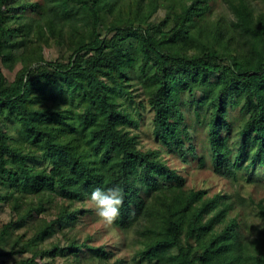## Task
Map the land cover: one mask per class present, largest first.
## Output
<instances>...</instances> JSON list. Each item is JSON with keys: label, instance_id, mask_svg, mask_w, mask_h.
I'll return each instance as SVG.
<instances>
[{"label": "trees", "instance_id": "obj_1", "mask_svg": "<svg viewBox=\"0 0 264 264\" xmlns=\"http://www.w3.org/2000/svg\"><path fill=\"white\" fill-rule=\"evenodd\" d=\"M211 1L0 0V208L11 213L0 227V264L55 256L122 264L115 245L78 241V221L95 214L123 233L135 264H264L263 204L248 235L236 211L244 200L188 187L132 131L140 94L154 138L183 163L197 158V125L215 174L232 182L241 168L264 174V9L223 0L232 17L210 22ZM51 47L53 60L43 55ZM194 92L189 122L183 98ZM229 108L243 113L232 145ZM55 200L54 219L28 223ZM56 230L67 243L46 248ZM82 250L91 256L79 258Z\"/></svg>", "mask_w": 264, "mask_h": 264}, {"label": "rangeland", "instance_id": "obj_2", "mask_svg": "<svg viewBox=\"0 0 264 264\" xmlns=\"http://www.w3.org/2000/svg\"><path fill=\"white\" fill-rule=\"evenodd\" d=\"M251 3L255 10L264 9V2L262 0H251ZM210 5L211 10L208 14V20L210 22H214L218 18L229 19L232 17L231 12L227 8V5H225L223 0H212L210 2ZM163 15L164 11L161 9L157 12L152 21L154 22L161 19ZM105 29L106 20L102 19V23L100 26L101 34L105 33ZM43 55L46 59L53 60L57 57L58 52L55 47L45 48L43 51ZM12 76L13 75L8 76L9 80H11ZM136 93L137 91L134 92L135 95ZM198 98V92H194L192 94L186 93L184 95L183 99L186 101V104L182 108L185 111V116L189 117V122L194 118L191 103ZM136 101H139L141 104L138 106L139 115H135L138 121V126L136 128H132V131L138 136L139 147L142 150H159L162 154V158L166 161V163L186 177V185L188 187L205 189L208 195L228 193L232 196H239L242 200H244V204H240V208L236 209V211L240 214L239 219L243 220L244 228L247 229L248 235L255 233L256 227L261 225V221L256 214L255 205L257 202H261L264 206V174L262 168L256 167L250 168L248 170L247 174H250V176L252 177L251 182L247 181L246 170L242 168L238 171L236 182H232L230 179H225L224 177L215 174L210 162L207 130L204 127L197 125L192 126L193 140L191 142L195 146L197 158L194 159L188 157L187 162L183 163L178 156L170 153L165 147L161 145V143L156 138H154L152 133L153 113L145 104L144 98L139 94ZM125 103L129 105L127 101H125ZM242 114L243 113H241L240 108L233 110L229 108V118L232 125L231 129L228 132L226 131V134L230 137V145H232V143L235 144L239 138L238 131L241 125ZM237 149L238 147L237 145H235V147L233 148V152H236ZM200 156L204 158V164L201 167H199L198 164V157ZM56 202L59 203L58 200H55L46 204L45 211L38 214V217L32 218L28 223L31 224L34 221L35 224L37 222L36 219H54L55 213L57 211ZM84 207L93 208V205L90 201H87ZM10 217L11 213L7 208H0V227L1 223L8 222L10 220ZM76 229L77 230H75L74 233L78 234L77 239L79 242H82L85 237L89 235L90 239L88 240V244L91 246L105 245L106 247H109L115 245L116 248L120 249V251L116 253V258L124 259V262L122 264H135L132 250L124 246L121 247V245L123 244V233L119 230L114 229L107 220L97 218L96 214L93 216H85L78 221V226ZM20 231L24 232L25 229H22ZM30 232V229H28V237L32 234V232ZM126 236L128 243L127 245L129 246V243L132 242V232L130 231L126 233ZM68 237L70 236H63L62 233H59V231L56 230V233L50 236L43 244L46 246V248H49L53 244L65 245L68 241ZM44 245H41L39 248L43 249ZM29 251L30 248H28V252L23 254L21 257L23 259L31 257L32 253H30ZM89 255L90 253L87 250H82L77 254V256L81 259L88 258ZM12 260L13 259H6L5 262L9 264ZM44 261L49 264H77L73 259V256H69L66 258L60 256H55L54 258L48 257ZM86 264L95 263L90 261Z\"/></svg>", "mask_w": 264, "mask_h": 264}]
</instances>
